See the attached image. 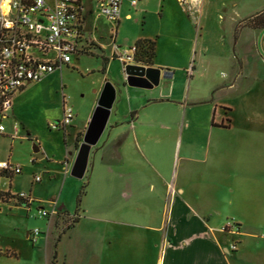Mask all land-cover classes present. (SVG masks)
<instances>
[{
	"label": "crops",
	"instance_id": "0c3cea01",
	"mask_svg": "<svg viewBox=\"0 0 264 264\" xmlns=\"http://www.w3.org/2000/svg\"><path fill=\"white\" fill-rule=\"evenodd\" d=\"M101 1L105 0H80L81 37L78 52L72 54L70 61L72 63L74 56L77 58L84 53L94 57L96 68L92 71H101L94 97L82 114L73 109L74 117L69 126L49 127L61 116L51 117L45 123L48 132L56 130L58 133V152L50 155L44 148H39L43 154L41 158L47 157L48 163L56 166L48 167L52 171L50 178L55 180L56 175L62 173L61 192L49 202L46 210L68 215V206L60 202V197L66 186L69 191L75 190L74 179L78 177L71 174V167L81 142L77 137L83 135L103 85L107 81L114 85L116 97L106 127L90 149L84 175L78 178L83 179L88 174L83 198L76 208L78 213L81 211V216L76 212L78 220L68 228L70 246L65 248L63 244L60 252L58 247L63 240H58L54 264L59 256L61 262L67 264H72L75 258L78 264H264V112L255 111L246 116L247 123L236 133V143H231L232 140L217 143L208 136L217 131H232L231 106L225 103L219 104L218 112L217 104L209 109L211 116H208L206 130L195 129L197 120L187 117V110L180 123L176 121V126L161 124L166 118L159 110L180 109L182 103L172 96L160 94L157 88L174 82L177 71L192 74V58L200 35L197 27L210 0L201 1L197 26L177 0H158L154 10L145 3L146 0H135V3L122 0L116 22L99 13ZM259 1V5L248 12L258 10L264 3V0ZM248 12L231 18L235 59L230 57L229 87L246 75L240 46H246V55L254 65L264 68V29L242 26L237 37L234 35L235 24ZM136 18L141 22L140 27L129 33L128 27ZM244 32H248L247 39L243 37L242 40ZM141 39L154 41L152 64L144 65L159 68L161 73L158 85L151 88L128 85L127 75L116 58L118 50L129 48ZM115 62L121 67V85L109 79ZM62 71L63 66L46 77ZM255 88L264 93V79L257 81ZM188 104L194 106L197 102ZM16 111L13 103L6 118L16 117ZM21 128L26 127L21 124ZM204 131L208 138L202 143L195 133ZM10 133L5 126L1 135ZM27 135L31 137V133ZM166 158L168 161L176 158L177 174L179 170H190V163H205L208 193H191L186 179L177 176L171 179ZM218 164L222 170L221 179L216 174ZM42 165L46 169L45 163ZM171 183L173 189L169 192ZM28 191L32 197V187ZM5 193L14 195L10 191ZM25 204L23 202L22 206ZM16 207L20 208V205ZM228 219L239 225V233L221 230ZM86 220L89 223H84ZM54 222L55 217H51L45 234L40 231L35 242L39 239L48 245L52 229L56 227ZM31 231H26L27 239ZM74 231L78 232L76 240L71 239ZM53 252L54 246L51 257ZM47 256L50 262L49 254Z\"/></svg>",
	"mask_w": 264,
	"mask_h": 264
},
{
	"label": "rangeland",
	"instance_id": "374dc122",
	"mask_svg": "<svg viewBox=\"0 0 264 264\" xmlns=\"http://www.w3.org/2000/svg\"><path fill=\"white\" fill-rule=\"evenodd\" d=\"M157 1L146 0L145 3H149L150 9L154 10ZM260 2L259 0H210L197 27L200 35L196 54L194 53L195 57L192 58V65L194 66L192 74L189 72L183 74L177 71L174 82L161 84L162 86L157 88L160 94L172 96V98L182 103L180 109L168 107L159 110L161 116L166 118L161 124L176 126V121L180 123L184 111L187 110V117L192 116L197 120L195 129L206 130L208 116H211L209 115V109L212 110L214 104H217L218 112L219 104L225 103L231 106L232 131H217L208 136L213 142L225 143L232 140L231 143H236V133L240 127L245 125V122L247 123L245 121L246 116L253 114L255 111L264 112V93L255 88L257 81L264 79V68L262 65H254V61L252 62L251 58L246 55L245 45H242L243 52H240L241 46L238 49L239 53L243 55L246 75L236 85L231 87L227 85L232 73V59L230 57L232 56L235 59L232 52L231 18L237 14H245L258 6ZM262 10H264V3L258 10L248 12L241 19L243 20ZM219 17L221 19H218ZM242 20L235 24L234 35L236 37L242 28V26L237 28ZM139 23L141 22L138 18L131 22L128 32H134L135 28H139ZM247 33L244 32L241 35L242 40L243 37L247 39ZM235 53L237 55V52ZM95 68L94 57L89 56L88 53H84L77 58L74 56L68 67L63 65L61 74H54V76L44 77L40 81L28 83L18 95L16 94L13 100V103L16 104L17 116L13 119L10 117L3 120L12 136L0 135V161H10L14 165H19L22 171L10 175L0 171V191H2L0 192V264H51L52 257L50 253L56 238L63 240V243L58 247L60 252H62L63 244L65 248L68 245L70 246L67 238V232L70 228L68 229L67 226L72 223V219L76 215L78 193L84 184L86 186L88 174L83 179H74L76 182V184L74 182L75 190L69 191L68 186H66L60 197V202L68 206V215L57 211L56 214L49 213L47 216H40L38 209L42 207L49 209V202L61 192L63 186L62 173L56 175V179L52 180L50 178V172L52 171L49 168L56 166L48 163L49 159L47 157H35L33 145L44 148L50 155L52 152H58V133L56 130L48 132L45 123L51 117L59 118L62 116L63 98L79 115L85 111L94 97V88L97 86L101 74L100 70L92 71ZM122 78L121 67L118 62H115L109 79L113 83L121 85ZM171 84H173L172 89H169ZM167 90H169L168 93H166ZM190 102H197V104L194 106L187 105ZM190 106L191 110L189 109ZM21 124L26 128H21ZM179 127H184V124H179ZM27 128L32 129V131L27 130ZM27 133H31V137ZM33 133L36 135L33 136ZM195 134L196 139H201V142L205 143L204 140L207 137L205 131L204 133ZM77 139L81 141L82 136L78 135ZM165 162L171 179L176 176L178 179H186L191 193L198 192L203 195L208 193L205 163H190V170H179L177 174L176 158L172 161H168L166 158ZM42 163H45L46 169L43 168ZM217 166L216 174L221 179V166L220 164ZM35 176H39L41 179L36 181L34 180ZM30 187H32L31 196L38 200L35 199L31 203L25 204L26 206H22L24 200L18 198L15 194L19 192L29 193ZM172 189L171 183L169 192ZM6 191H10L14 195L7 194ZM88 202L91 203V199ZM91 204L93 205V202ZM19 205L20 208L16 207ZM77 214L81 216V211ZM51 217H55L56 227L52 229V236L48 245L39 239L34 243L29 238L27 239V230L38 229L42 235L45 234L47 223ZM84 223L89 222L86 220ZM77 233V231H74L71 239L75 238L76 240ZM54 248L56 249V246ZM14 252L17 254H14ZM48 254L51 258L50 262H48ZM61 259L62 257L59 256L56 259V264H67V262L62 263ZM77 261L75 258L71 262L72 264H78Z\"/></svg>",
	"mask_w": 264,
	"mask_h": 264
},
{
	"label": "built area",
	"instance_id": "2783aa9c",
	"mask_svg": "<svg viewBox=\"0 0 264 264\" xmlns=\"http://www.w3.org/2000/svg\"><path fill=\"white\" fill-rule=\"evenodd\" d=\"M184 12L198 25L202 0H177ZM135 3V0H132ZM122 0H105L99 4V13L108 20L116 22L119 18ZM0 0V135L5 126L2 119L12 110L13 98L28 83L42 80L63 65H68L72 54L78 52L81 37L80 0H8L7 7ZM10 24V26H8ZM135 45L116 52L126 73L129 64L144 65L135 61ZM74 117L73 108L63 101L62 116L52 122L51 129L69 126ZM19 165L0 161V171L19 173ZM39 181L40 177L35 176ZM18 198L28 204L33 201L28 193L19 192ZM49 211L38 209L40 216ZM223 232L237 234L239 225L228 219L221 229ZM40 231L34 229L29 238L35 242ZM236 248V244H232Z\"/></svg>",
	"mask_w": 264,
	"mask_h": 264
},
{
	"label": "water",
	"instance_id": "95a60500",
	"mask_svg": "<svg viewBox=\"0 0 264 264\" xmlns=\"http://www.w3.org/2000/svg\"><path fill=\"white\" fill-rule=\"evenodd\" d=\"M160 74V69L156 67L129 64L126 67V82L131 86L151 88L158 85ZM115 97L116 89L111 82L107 81L102 87L94 110L82 135V140L78 145L77 153L71 167V174L73 176L81 178L84 175L90 149L97 143L106 127ZM33 152L37 158L43 156L37 145L33 146Z\"/></svg>",
	"mask_w": 264,
	"mask_h": 264
},
{
	"label": "trees",
	"instance_id": "16d2710c",
	"mask_svg": "<svg viewBox=\"0 0 264 264\" xmlns=\"http://www.w3.org/2000/svg\"><path fill=\"white\" fill-rule=\"evenodd\" d=\"M240 26L264 29V10L244 18L242 22L239 23L237 28H239ZM135 47H136L135 61L141 64H152V59L154 56V41L150 39H141L135 43ZM77 141L79 140L77 139ZM84 187L85 184L82 186L81 190L78 193L77 205L80 204L82 195L84 194ZM77 220H78V215H75L74 218L72 219V223L68 224L67 228H69ZM57 241L58 238H56L54 242V247L56 246ZM55 256H56V249L54 248L51 264L55 263L54 262Z\"/></svg>",
	"mask_w": 264,
	"mask_h": 264
},
{
	"label": "clouds",
	"instance_id": "9594fccd",
	"mask_svg": "<svg viewBox=\"0 0 264 264\" xmlns=\"http://www.w3.org/2000/svg\"><path fill=\"white\" fill-rule=\"evenodd\" d=\"M7 4H8V0H4V7L6 8L7 7ZM8 26H10V24L8 25Z\"/></svg>",
	"mask_w": 264,
	"mask_h": 264
}]
</instances>
